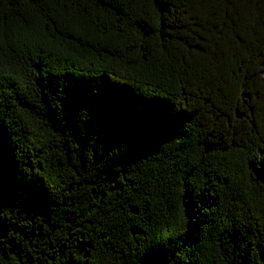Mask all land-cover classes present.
<instances>
[{
    "label": "trees",
    "instance_id": "trees-1",
    "mask_svg": "<svg viewBox=\"0 0 264 264\" xmlns=\"http://www.w3.org/2000/svg\"><path fill=\"white\" fill-rule=\"evenodd\" d=\"M0 264H264V0H0Z\"/></svg>",
    "mask_w": 264,
    "mask_h": 264
},
{
    "label": "snow or ice",
    "instance_id": "snow-or-ice-1",
    "mask_svg": "<svg viewBox=\"0 0 264 264\" xmlns=\"http://www.w3.org/2000/svg\"><path fill=\"white\" fill-rule=\"evenodd\" d=\"M162 112L164 113L163 119L157 118L142 124L137 127L134 136L131 134V131L126 128L113 131L111 136L114 146L120 143H125L127 146V142L130 141L133 145V150H136L143 145L145 138L153 134L170 131L181 122V117L178 114L168 115L167 109H162Z\"/></svg>",
    "mask_w": 264,
    "mask_h": 264
}]
</instances>
